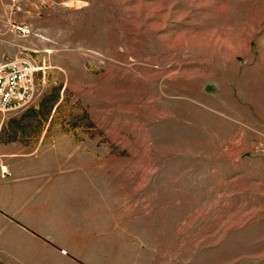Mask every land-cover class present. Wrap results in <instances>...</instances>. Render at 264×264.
Masks as SVG:
<instances>
[{
	"label": "rangeland",
	"instance_id": "374dc122",
	"mask_svg": "<svg viewBox=\"0 0 264 264\" xmlns=\"http://www.w3.org/2000/svg\"><path fill=\"white\" fill-rule=\"evenodd\" d=\"M17 57L36 93L0 144L106 170L76 264H264V0H0Z\"/></svg>",
	"mask_w": 264,
	"mask_h": 264
},
{
	"label": "crops",
	"instance_id": "0c3cea01",
	"mask_svg": "<svg viewBox=\"0 0 264 264\" xmlns=\"http://www.w3.org/2000/svg\"><path fill=\"white\" fill-rule=\"evenodd\" d=\"M22 148L26 149L20 143L0 144L3 260L45 264L90 260L86 248L107 238L108 212L101 201L106 193L102 197L100 189L106 170L93 169L95 160L61 154L55 145L40 153L21 152ZM3 166L7 175L2 174ZM93 177L99 182L95 186Z\"/></svg>",
	"mask_w": 264,
	"mask_h": 264
},
{
	"label": "built area",
	"instance_id": "2783aa9c",
	"mask_svg": "<svg viewBox=\"0 0 264 264\" xmlns=\"http://www.w3.org/2000/svg\"><path fill=\"white\" fill-rule=\"evenodd\" d=\"M35 77L36 66L29 58H0V112H12L29 105L36 93ZM1 171L3 175L9 173L5 166Z\"/></svg>",
	"mask_w": 264,
	"mask_h": 264
}]
</instances>
